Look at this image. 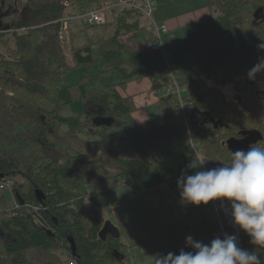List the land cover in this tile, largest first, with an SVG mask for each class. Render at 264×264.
I'll return each instance as SVG.
<instances>
[{
  "label": "trees",
  "instance_id": "obj_1",
  "mask_svg": "<svg viewBox=\"0 0 264 264\" xmlns=\"http://www.w3.org/2000/svg\"><path fill=\"white\" fill-rule=\"evenodd\" d=\"M103 1L14 0L13 10L5 14L8 7L0 0V40L7 33L13 38L8 60L0 61V143L9 146L0 149V183H10L9 192L15 200V206L0 210V264H63L54 253L59 248L67 251L75 264H126L129 259L124 254L120 257L123 248L119 240L107 237L103 241L98 236L103 223L96 198L107 192L88 194L82 190V178L72 162L82 156L70 140L77 135L99 138L97 143H118L107 148L108 155L118 168L121 183L131 185L135 193L151 192L163 204L174 197L185 205L173 206L176 218L169 224L190 237L159 251V264H217L226 249L222 232L234 264H264V215L258 211L264 208V103L257 92L264 93V0H215L210 21L215 31L203 39L204 53L199 58L206 61L187 76L172 79L155 71L145 54L134 57L137 63L130 67L110 65L89 71L78 83L64 86L71 71L105 59L104 53L103 58H95L92 40L72 47L71 62L66 59L58 40L65 4L82 14ZM131 15L143 16L127 7L118 12L113 41L131 29L126 21ZM7 20L10 25L5 29L3 21ZM119 53L118 48L105 54L115 58ZM141 75L148 76L155 89L165 91L157 103V116L138 125L131 117V99L121 98L115 87H124ZM103 77L109 80L105 82ZM92 81H98L102 89L86 94L79 91L81 84ZM175 87L185 89L180 100ZM227 88H232L236 100L222 90ZM63 89L68 90L71 101H80L82 113L73 117L62 114L69 105L59 96ZM118 102L129 110L114 109ZM182 103L188 113L202 115L206 122H192ZM85 105L98 106L101 115L83 112ZM98 116L113 123L96 124ZM81 117L82 122L62 131ZM16 124L26 129L16 133ZM188 133L201 144L204 162L192 151ZM251 133L257 134V141L248 152L228 145ZM95 142L91 139L84 145L91 148ZM126 149L130 155L125 154ZM49 152L58 154L57 158L49 157ZM204 169L214 179L215 199L224 198L228 208L243 219L220 216L219 223ZM243 176L261 178L262 182L252 190L241 183ZM17 177L23 182H17ZM36 190L42 191V201L36 198ZM3 198L0 195L5 204ZM85 199L95 206L91 215L82 211ZM244 216L256 218L246 220ZM69 236L76 246L74 257ZM199 240L212 251H197L195 242Z\"/></svg>",
  "mask_w": 264,
  "mask_h": 264
},
{
  "label": "rangeland",
  "instance_id": "obj_2",
  "mask_svg": "<svg viewBox=\"0 0 264 264\" xmlns=\"http://www.w3.org/2000/svg\"><path fill=\"white\" fill-rule=\"evenodd\" d=\"M4 4L6 7H8V9H5V14L8 13L9 9L13 10L14 0H4ZM65 6L66 10L62 18L67 19L69 17L75 16L77 12H75L74 9H72L68 4ZM4 13L2 12L1 14L3 15ZM3 23V27L5 29L10 25V21L8 20L3 21ZM103 26H105V24L96 27ZM69 28V44L65 47H62V49L63 53L66 56V59L71 62L72 47H74L75 44H79L80 41H85L86 37L91 36L92 34H90L89 29L84 28V25H82V22H80L79 20L74 19L70 21ZM97 31L101 33V29ZM22 32V30L18 31L19 34H21ZM75 40H77V42ZM11 46H13V38L10 33H7L6 36L2 40H0V61L8 60L10 56L8 53V49L13 48ZM112 47H114L115 50L118 49L117 46L114 45H112L111 47L97 48L95 52L96 55H94L95 58H100V55L102 56L103 54H101L100 52L104 51V49H110ZM197 49L198 48H195L194 51H196ZM163 52L166 53L164 50ZM163 52H158V54H163ZM202 53L204 52L202 51ZM119 56L122 58L124 63L128 62L129 55L126 51H120ZM104 57L105 59L103 58V60L97 62L96 65H93L88 68H79L68 73L64 78V86H70L78 83L79 79L85 76L89 71L97 72V70L101 71L105 70L106 68H109L110 65L115 66L118 64V57L111 58L108 57L105 53ZM203 60L204 61L197 60L194 65L196 64L198 67L201 62L203 63L206 61V58ZM159 63L158 68L160 66L161 68H159L158 70H162L161 72H163V64ZM171 67L172 66H170L169 70L172 72L173 69ZM189 74L190 73L188 69V71L182 74L181 77L187 76ZM175 75H177L176 72ZM102 80L106 82L109 80V77H103ZM80 86L81 88L79 87V91L83 92L84 94H86L87 92L94 93L97 92L95 90L99 88V82L92 81L90 83H87L86 85L81 84ZM222 90L226 93L229 99L236 100L237 95L232 92V88ZM63 92L65 93V101L69 105L68 108L64 110L62 114L64 116L70 117L75 116V114H79L81 112L80 101H71V97L67 89H63L61 93ZM7 94L8 96L12 95L10 92H8ZM92 107V111H97L98 113H100V109H98V106L95 105ZM181 107L184 112L187 110L185 109V105L183 103ZM99 115H101V113ZM83 120L84 118L82 117L80 118V120L78 118L72 120L69 125L62 127V131H69L73 125L78 124ZM261 120L264 122V118H261ZM96 122L108 124V122H112V119H99L98 116ZM25 129V127H22L18 124H16L14 127L16 133L23 132ZM77 136V139L70 138V140L72 146L76 149L77 152H80V155H82L77 160L72 159L77 173L82 178L81 188L83 191H88V194L100 192L103 193L105 191L107 192L105 196H98L96 198V204L100 208V217L102 223L104 224L105 222H109L118 231L119 238L116 240H119V243L123 248V251L120 253V257L123 254L129 257V259L125 260L126 264H159L158 260L156 259V255L159 251L163 250L169 245L186 241L188 237H190V235L187 236L185 234H182L180 230H177L175 227H170L171 222H173L176 218V213L173 206L176 205V207H184L185 205L174 197H171L168 200V204H163L157 198V196L155 194H152L151 192H146L143 194L135 193L132 190L131 185L121 183L122 178L117 177L118 168L108 155L107 148L109 146H111L112 148V144L118 146V143L112 142L110 144V142L108 141H105L104 143L102 141L100 143H97L95 141H98L99 138H88L83 135ZM91 139L93 142H95V145H93L91 148H86L84 142L91 141ZM186 140H188L192 151H195L197 157L201 160V162H204L201 144L196 142L191 137L190 133H188V137L186 138ZM3 147L9 148V146L0 143V149ZM125 154H131L129 149L125 150ZM48 156L52 159H55L57 158L58 154L54 152H49ZM203 174L205 175V185L210 191L209 193L211 195L210 197L213 203V214L217 217L219 223L221 224L220 216H222L223 219H233L235 221L243 219L239 214H234L230 210V208H228L226 202L224 201V198H220L219 200L215 199L214 194L212 193L214 179L208 177V174L205 169L203 170ZM218 178L222 179L220 177ZM16 181L22 183L23 179L21 177H17ZM0 195H2L4 197L3 200H5V204L0 200V210H5L7 206H15V200L12 199L9 190L0 191ZM109 203L114 206H119L120 208L112 212ZM94 209L95 206L90 200L85 199L83 201L82 211L84 213L91 215L93 214ZM258 211H260L261 215H264L263 207L260 208ZM244 217V219L246 220L252 219L254 217L256 218V216ZM223 235L226 237V234L224 232H222V237ZM195 248L197 251H200L202 253H206L211 250V248L205 243H203L201 240L195 242ZM54 253L58 258H60V260L64 262L63 264H75L73 260H69L67 255L68 253L64 249H56Z\"/></svg>",
  "mask_w": 264,
  "mask_h": 264
},
{
  "label": "crops",
  "instance_id": "obj_3",
  "mask_svg": "<svg viewBox=\"0 0 264 264\" xmlns=\"http://www.w3.org/2000/svg\"><path fill=\"white\" fill-rule=\"evenodd\" d=\"M128 1L138 2L139 0H109L108 2L115 3ZM154 1L156 3L154 19L159 24H165L167 27V32L160 35L161 44L163 50L166 52V56L164 54L152 53L142 49V42L148 39H153L154 33L150 28L148 19L143 16L134 15L129 16L126 20L127 23L132 25L131 29L128 32L118 35L115 41L112 40V37L115 31L116 23L114 21L116 17L110 16L107 20V23L109 24L102 27L101 33L97 31L99 29H89V32L92 35L87 36L85 41H80V43L75 44V46H81L87 43V41L92 40L94 55H96L95 52L97 48L111 47L112 45L117 46L119 52H127L129 60L127 63H124L119 55L116 56L115 58L118 57V64L115 65L116 67H130L135 65L137 63L135 61L137 60H135L134 57H140V55L146 54L150 57V65H154L155 71H159L158 69L161 68V66L158 68V63L160 62L163 64V72L169 74L172 79L181 77V75L186 73L188 69L190 74L195 72L198 70L199 65L197 67L194 63H196L197 60L202 59L203 55V39L210 36L215 31V25L210 22L214 15L213 3L215 0ZM96 6L97 4H93L86 10L92 11L97 8ZM116 14L118 15L117 11ZM75 41L77 42V40ZM195 48L198 49L194 51ZM113 50L115 51L114 47L104 49V51L100 53H107ZM164 57H167V60H165ZM98 59H101V55ZM168 63L171 64L170 66H172L171 68L173 69L171 74L169 73L170 70H168ZM175 72L177 75H175ZM101 87L102 85L99 83V88L95 91H99L102 89ZM115 90L121 98L131 99L130 103L131 108L133 109L130 112L131 117L138 125L144 124L157 116V103L161 93L165 91L164 88L161 91L155 89L152 80L145 75L137 76L129 80L124 87L116 86ZM64 94V92H60L59 96L64 103H67ZM92 109L93 107L85 105L83 112ZM114 109L123 113L129 110V108L121 102L116 103Z\"/></svg>",
  "mask_w": 264,
  "mask_h": 264
},
{
  "label": "built area",
  "instance_id": "obj_4",
  "mask_svg": "<svg viewBox=\"0 0 264 264\" xmlns=\"http://www.w3.org/2000/svg\"><path fill=\"white\" fill-rule=\"evenodd\" d=\"M67 5V4H65ZM127 7L133 9L143 15L146 19L149 20V25L154 33L153 39H148L142 42L141 46L143 49L148 50L153 53L163 52V47L160 40V35L167 32V27L165 24H159L154 19V12L156 8V3L154 0H139L138 2H108L104 1L101 3L99 7L96 9L85 12V13H76L75 16L69 17L67 19H62L61 21V29L59 32V39L62 42V47H65L69 44V27L70 21L79 20L82 23H86L89 26H102L107 23L108 18L116 17V11L119 12L122 8ZM164 55L166 53L163 52ZM170 68V66H169ZM185 89H179L175 87V93L180 100V95L183 93ZM10 189L9 182L0 183V191H6ZM112 212L116 209L120 208L119 206H114L109 203ZM223 235V239L225 241V252L218 258L217 264H234L232 260V254L229 252L228 244L226 241V237ZM212 251V250H210Z\"/></svg>",
  "mask_w": 264,
  "mask_h": 264
},
{
  "label": "water",
  "instance_id": "obj_5",
  "mask_svg": "<svg viewBox=\"0 0 264 264\" xmlns=\"http://www.w3.org/2000/svg\"><path fill=\"white\" fill-rule=\"evenodd\" d=\"M100 119V117H99ZM97 119L95 120V123L96 124H103V123H97L96 122ZM102 121V120H101ZM107 121V120H105ZM113 122H108L107 123H104L106 125H111ZM252 134H255V133H251V134H246V135H251L248 137V139H244L242 140L239 144H243L245 147H247V145L249 144H253L257 141V137L256 135L253 136ZM256 137V138H255ZM232 141L228 142V145L231 147L232 145ZM242 145V147H240L242 151H247V149ZM239 149V147H236V150ZM3 175L0 174V178H2ZM262 182V179L261 178H252V177H249V176H244L241 178V183L248 187L249 189H256L260 183ZM35 195H36V198L39 200V201H42L44 199V195L42 193V191L40 190H36L35 191ZM98 236L101 240L105 241L107 237H111V238H114V239H118L119 238V234H118V231L117 229L112 225L110 224L109 222H105L103 225H102V228L99 230V233H98ZM68 243H69V247H70V250H71V254H72V257L75 256V251H76V246H75V243H74V240L72 239L71 236L68 237Z\"/></svg>",
  "mask_w": 264,
  "mask_h": 264
},
{
  "label": "flooded vegetation",
  "instance_id": "obj_6",
  "mask_svg": "<svg viewBox=\"0 0 264 264\" xmlns=\"http://www.w3.org/2000/svg\"><path fill=\"white\" fill-rule=\"evenodd\" d=\"M257 92H258V94H260V95H259V98L263 99V103H264V93H261V92H262L261 90H258ZM187 113H188V111H187ZM188 118H189L192 122H194L195 124H197V123L203 124V123L206 122V119H205L204 116L199 115V114H197V113H193V112H189V113H188ZM201 132L203 133V130H201ZM252 135H253V136L256 135V137H257V134H252ZM249 136H251V135H244L243 137L241 136V137L238 139V141H235V142L232 143L231 147H232L233 149H236V147H239V149H241L240 147H242L243 144H239V143H240L242 140H244V139H248ZM256 137H255V138H256ZM251 144H252V143H251ZM251 144L247 145V147H245V146L243 145V146L247 149L246 152H248L249 150H251V147H252ZM252 150H254V148H252ZM243 177H244V176H243Z\"/></svg>",
  "mask_w": 264,
  "mask_h": 264
},
{
  "label": "bare ground",
  "instance_id": "obj_7",
  "mask_svg": "<svg viewBox=\"0 0 264 264\" xmlns=\"http://www.w3.org/2000/svg\"><path fill=\"white\" fill-rule=\"evenodd\" d=\"M63 19V18H62ZM62 19L59 21L60 22V24H62L61 23V21H62ZM61 29V28H60ZM59 32H60V30H59ZM69 33V32H68ZM58 40H59V42H60V45H61V47H62V42L60 41V39H59V33H58Z\"/></svg>",
  "mask_w": 264,
  "mask_h": 264
}]
</instances>
